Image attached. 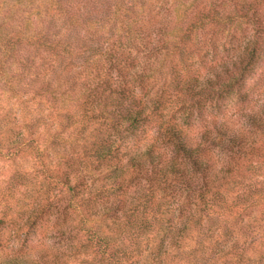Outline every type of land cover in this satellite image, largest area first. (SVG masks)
Masks as SVG:
<instances>
[{"label":"trees","instance_id":"1","mask_svg":"<svg viewBox=\"0 0 264 264\" xmlns=\"http://www.w3.org/2000/svg\"><path fill=\"white\" fill-rule=\"evenodd\" d=\"M158 1L47 0V8L31 14L26 26L16 25L13 14L0 17V89L12 99L23 100L28 91L60 100L68 108L62 115L67 125L79 124L82 132L89 133L91 123H105L94 142L85 138L83 149L89 162L116 159V164L85 188L89 197L122 193L134 180H144L130 200H89L76 189L79 178L71 177L69 162L47 170L42 200H6L13 198V182L35 181L31 172L14 171L0 193V226H11L8 233L0 229V264H264V103L249 112L238 108L245 125L215 118L199 141L188 135L203 95L216 96L220 113L222 96L248 100L261 90L257 68L264 43L254 39L220 63L202 62L206 74H201L192 59L204 54L194 52L188 40L200 28L225 24L224 11L212 0H179L178 6L194 4L192 12L188 7L158 18ZM231 1L246 13L251 2L264 3ZM1 3L0 11L6 6ZM153 30L167 35L160 49L173 57L168 87L177 95L155 121L171 149L147 138L122 150V141L136 137L161 107L156 90L147 91V68L138 59L158 50L143 43ZM250 79L255 83L248 86ZM73 104L78 109L71 111ZM40 112L19 123L0 109V160L37 150L33 128L43 119ZM42 219V243L30 245V233ZM60 237L66 242L57 241Z\"/></svg>","mask_w":264,"mask_h":264},{"label":"rangeland","instance_id":"2","mask_svg":"<svg viewBox=\"0 0 264 264\" xmlns=\"http://www.w3.org/2000/svg\"><path fill=\"white\" fill-rule=\"evenodd\" d=\"M155 1V0H154ZM204 2H211V0H198ZM216 1L215 5L224 11L222 25H214L211 27L200 28L195 34L191 36L188 40L189 46L194 50V52L200 50L204 54L203 59H197L194 56L192 61L195 62V67L201 74H206L203 69V64L206 62L208 64L220 63L232 54L235 50L243 48L246 46L248 41L257 39V41L262 44L264 43V3L253 4L247 6L249 8L248 13L243 10L235 8L234 2L231 0H212ZM242 1V0H241ZM253 1V0H251ZM260 1L261 0H255ZM6 2V6L1 9L4 14H1V19H6L7 17L14 15L15 24L19 27L26 26L31 22V14L39 11H44L47 8V0H2ZM176 2L179 0H159L156 2V9L160 10L158 18L163 17V13L175 12L177 10L180 14L181 11L189 8V12H192L193 5L190 3L182 6ZM208 4V3H206ZM245 12V13H244ZM158 21H161L158 19ZM169 18V16H168ZM36 23V21H32ZM174 24H169L165 32H170L171 28H174ZM262 31H259L261 30ZM151 37L148 35L145 39L144 44L152 42L153 52L148 50V53L143 57H138L142 60V67L147 68L144 74V83L146 85L149 94L156 92L161 98V107L158 111H154L150 115V121L140 127V132L136 137H129L122 141V150L125 148L138 147L136 145L143 143L147 138L158 139L159 142H164L161 145L166 150H170L171 147L169 143L164 138L163 134L159 132L155 126V121L164 115L166 106L169 108L171 100L177 95L172 88L168 87L169 74L168 67L170 64L172 56H168L165 50L160 49V47L165 45L163 40L166 39L167 35L158 34L154 30L151 32ZM144 44H141V48H144ZM204 62V63H202ZM258 79L261 80V90L253 91V94L249 96L248 100H239L235 95L222 96L220 103L223 104L222 112L216 110L215 99L210 100L207 95H203L202 98L198 99L199 107L194 108V117L192 118V124L188 126L189 137L193 140L199 141V136L202 132L211 130L213 119H223L227 118L237 126L245 125V120L238 116V108H244L246 111L256 110L264 103V59L260 67L257 68ZM248 86L254 84L255 81L252 79L248 80ZM21 92H25L24 89H18ZM248 88H244L243 91L246 92ZM208 91V90H207ZM206 91V92H207ZM28 92V91H26ZM24 95L23 100L14 97H9V93L0 89V109L3 112H10L11 116H16L17 121L21 122L23 117L34 116L37 112L42 114L43 119L38 122L33 128V139L37 141L35 147L37 150L29 151L26 155H18L15 159H1L0 160V193L4 195L5 188L8 186L9 179L14 171L20 170L22 172H31L35 176V181L32 185L18 186L17 182H13V198L6 200H42V192H47V179L45 181L43 178L47 175V170L53 171L65 167L67 163H73V170L69 171L71 177L75 175L78 176L79 180L76 182L77 190H84V197L88 198V190L85 188L90 186L98 174L106 168L108 165L116 164V159L96 163L94 161L89 162V155L85 154L83 149V144H85V138H89L88 142H94L93 137L97 136L105 128V123L103 121L91 123L89 130L87 132L79 131V124L67 125L70 120H65L62 116L67 109L65 106H60V100L54 103L53 100L47 98V95H32L28 92ZM197 101V100H196ZM196 104V102H195ZM74 105V104H73ZM75 108L71 107V111ZM200 108V109H199ZM75 109H78L77 106ZM27 113L31 115L26 116ZM179 123L184 125L183 121L180 119L181 114L177 113L175 115ZM37 118V116L35 117ZM64 126V127H63ZM22 127V126H20ZM19 127V128H20ZM87 133V134H86ZM167 142V143H166ZM90 148V147H89ZM121 163L122 158H119ZM141 179L134 180L128 185V189H124L121 192L115 191H100L97 198L89 197V200H130V197L134 194L133 191L139 188ZM98 181H96V184ZM53 191L58 192L60 186H53ZM52 191V190H50ZM33 196L31 197V194ZM82 192V193H83ZM6 194H8L6 192ZM137 194V193H136ZM134 194V195H136ZM82 195V194H81ZM79 195V197L81 196ZM31 197V198H30ZM1 207V206H0ZM46 215L43 216L45 220ZM71 218L78 222V218L75 215H71ZM40 220L35 228L31 231L29 239L30 245H39L42 243V235L40 230V225L43 224L44 220ZM43 227V226H42ZM11 228L10 224L6 222L0 229L2 233H8ZM76 233V232H74ZM74 233H72L74 235ZM60 239V240H58ZM57 241L61 244L65 243V238H58ZM55 240H51L52 244ZM46 248L47 243L45 242Z\"/></svg>","mask_w":264,"mask_h":264}]
</instances>
